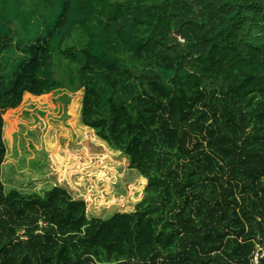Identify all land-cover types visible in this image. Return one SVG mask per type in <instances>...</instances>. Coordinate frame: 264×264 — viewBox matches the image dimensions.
Masks as SVG:
<instances>
[{"label":"trees","instance_id":"1","mask_svg":"<svg viewBox=\"0 0 264 264\" xmlns=\"http://www.w3.org/2000/svg\"><path fill=\"white\" fill-rule=\"evenodd\" d=\"M80 90L83 125L147 179L134 211L7 180V116ZM260 245L264 0H0V264H264Z\"/></svg>","mask_w":264,"mask_h":264},{"label":"rangeland","instance_id":"2","mask_svg":"<svg viewBox=\"0 0 264 264\" xmlns=\"http://www.w3.org/2000/svg\"><path fill=\"white\" fill-rule=\"evenodd\" d=\"M83 95L80 90L69 102L59 92L27 100L24 110L7 116V180L15 188L28 189L27 170L44 171L51 180L37 190L54 183L66 188L74 199L86 202L89 217L107 219L134 211L147 179L143 183L120 151L83 125Z\"/></svg>","mask_w":264,"mask_h":264},{"label":"built area","instance_id":"3","mask_svg":"<svg viewBox=\"0 0 264 264\" xmlns=\"http://www.w3.org/2000/svg\"><path fill=\"white\" fill-rule=\"evenodd\" d=\"M259 259H264V246H258L254 253V261L257 263Z\"/></svg>","mask_w":264,"mask_h":264}]
</instances>
